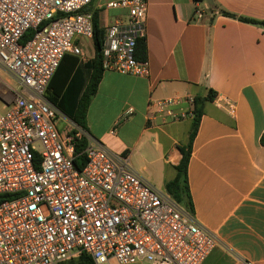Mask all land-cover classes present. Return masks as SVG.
<instances>
[{
    "label": "built area",
    "instance_id": "obj_1",
    "mask_svg": "<svg viewBox=\"0 0 264 264\" xmlns=\"http://www.w3.org/2000/svg\"><path fill=\"white\" fill-rule=\"evenodd\" d=\"M93 0H0V69L25 92L0 114V264H62L84 253L94 264H202L219 244L169 197L71 125L60 133V113L46 98L64 55L86 60L93 39ZM122 10L104 30L103 71L148 78L135 56L145 38L146 0H115ZM203 13L196 10L195 18ZM31 36L23 41L24 36ZM185 104L188 110L179 107ZM234 115L235 105L217 103ZM194 99L152 100L147 120L164 126L193 118ZM85 138L86 164L77 170L75 141Z\"/></svg>",
    "mask_w": 264,
    "mask_h": 264
},
{
    "label": "crops",
    "instance_id": "obj_2",
    "mask_svg": "<svg viewBox=\"0 0 264 264\" xmlns=\"http://www.w3.org/2000/svg\"><path fill=\"white\" fill-rule=\"evenodd\" d=\"M110 1L115 0H93L87 9L98 12L103 31L117 18L125 19L124 11L105 8ZM211 1L212 7L194 0H146L149 77L103 72L86 128L93 141L113 155L127 156L131 169L166 195L192 120L152 126L147 105L167 97L203 100L187 181L196 222L219 244L202 264H264V29L239 20L263 21L264 0ZM197 9L203 13L200 20ZM84 54L81 64L94 53ZM79 61L57 72L50 91L55 104L74 88ZM209 92L213 100H207ZM24 93L0 69V114ZM225 100L235 105L234 115L217 106ZM59 113L56 127L64 134L74 124Z\"/></svg>",
    "mask_w": 264,
    "mask_h": 264
},
{
    "label": "trees",
    "instance_id": "obj_3",
    "mask_svg": "<svg viewBox=\"0 0 264 264\" xmlns=\"http://www.w3.org/2000/svg\"><path fill=\"white\" fill-rule=\"evenodd\" d=\"M196 3H204L205 0H194ZM92 13V24H93V39H92V46H93V58L87 61L84 64H81L79 59L73 56H65L59 64L58 69L56 70L54 76L51 79L49 85V92L47 94V100L56 107V109L65 114L67 118H69L72 123L80 128L81 130L88 133L86 128V112L88 110V106L92 97L96 94L98 84L102 78L103 68H102V43L104 37V31L100 27L99 24V17L98 12L94 10H90ZM224 15L227 17L235 18L236 16L230 15L223 11L220 12V15ZM241 22L250 23L253 25L260 26L264 29V20L263 21H255L249 19H242L239 18ZM31 36V32H28L25 36L23 41L27 40ZM135 56L139 60L145 59L146 55V46L145 41L138 40L136 42V49H135ZM79 61V67L77 66L76 71L78 70V74H76V79H74V88H70V91L66 92L67 95H71L70 99L66 100L65 96H62L58 103H54L53 97L50 95V91H53V80L61 70V66L68 65L69 70L73 68ZM63 68V67H62ZM79 68V69H78ZM65 71V70H64ZM75 71V73H76ZM74 89V90H73ZM77 90L75 94L74 91ZM65 95V94H64ZM214 95L212 92H209L207 100H213ZM65 105L70 109V111H66L64 109ZM202 106L203 100L196 99L194 100V107H193V118L191 121V128L189 132L188 143L180 147L178 149L181 159L179 164L174 168L175 169V177L173 180L169 181L165 185L166 195L180 208L184 211L193 215V204L191 201L189 188H188V181H187V166L190 159L191 153V146L193 143V139L196 135L198 124L200 117L202 115ZM89 135V133H88ZM261 144L264 145V132L261 138ZM87 146V141L85 138L75 141V155L73 163L77 170H81L86 164V157L84 154V149ZM5 200H12L11 196H0V201ZM74 258V259H73ZM72 259V260H71ZM68 261V260H67ZM66 262V261H65ZM63 262L62 264H65ZM68 264H94L92 259L85 255L84 253H79L75 255V257H71Z\"/></svg>",
    "mask_w": 264,
    "mask_h": 264
},
{
    "label": "rangeland",
    "instance_id": "obj_4",
    "mask_svg": "<svg viewBox=\"0 0 264 264\" xmlns=\"http://www.w3.org/2000/svg\"><path fill=\"white\" fill-rule=\"evenodd\" d=\"M82 46H83V48H84V50H85V53L87 54V52L91 55L92 53H93V47H92V42L91 41H88V40H83L82 41ZM65 56H71V55H64V57ZM63 57V58H64ZM74 57V56H73ZM62 58V59H63ZM75 58H77V59H79L78 57H75ZM51 82V81H50ZM50 85V84H49ZM48 92H49V86H48V88H47V91H46V98L48 97L47 96V94H48ZM57 125H58V127H60V125H62V122L61 121H59V122H57ZM73 257H75V256H73ZM74 259V258H73ZM70 260V259H69ZM69 260L68 261H66L65 262V264H68V262H69ZM72 260V259H71ZM108 264H116L114 261H111L110 263H108Z\"/></svg>",
    "mask_w": 264,
    "mask_h": 264
},
{
    "label": "water",
    "instance_id": "obj_5",
    "mask_svg": "<svg viewBox=\"0 0 264 264\" xmlns=\"http://www.w3.org/2000/svg\"><path fill=\"white\" fill-rule=\"evenodd\" d=\"M205 2H206L210 7H212V1H211V0H205Z\"/></svg>",
    "mask_w": 264,
    "mask_h": 264
}]
</instances>
